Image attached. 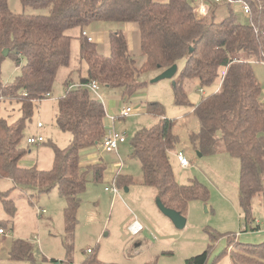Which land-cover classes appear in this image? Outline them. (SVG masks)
Returning a JSON list of instances; mask_svg holds the SVG:
<instances>
[{
    "label": "trees",
    "instance_id": "obj_1",
    "mask_svg": "<svg viewBox=\"0 0 264 264\" xmlns=\"http://www.w3.org/2000/svg\"><path fill=\"white\" fill-rule=\"evenodd\" d=\"M196 1L20 0L23 6L49 7L47 14H31L13 12L7 0H0V102L13 100L21 112V117L12 122L0 117V177L32 189L29 196L56 186L65 200L63 228L67 237H72L76 225L80 193L88 182L102 180L105 170L100 161L85 165L80 162L81 152L95 148L105 135L104 105L86 84L94 80L100 87H113L123 95H131L142 85L137 79L139 72H160L182 57L185 64L179 77L172 81L174 102H187L184 80L196 79L200 86L218 81L213 92L193 104L199 129L191 132L189 139L201 154L226 152L238 158V205L245 229L260 228L252 213L255 196L260 197L264 221V101L259 99L261 86L251 66L252 62L264 61V0H244L249 5L246 23L238 20L232 3L226 1L206 0L207 13L198 17ZM97 21L137 26L143 55L139 67L121 29L109 31L107 55L97 50L92 39L82 35L86 26ZM75 27L79 59L85 63L86 74H78L76 81L71 73L66 76L54 117L56 126L70 133V142L64 148H54L50 168L23 167L19 162L27 152L20 144L25 120L32 114L33 103L50 93L57 69L69 64L72 37L67 31ZM4 48L8 49L6 55L2 54ZM6 57L19 66L12 82L1 78V64ZM147 112L156 115L157 121L139 128L130 143L131 155L139 162L138 183L154 187L166 207L185 215L189 201L206 200L208 189L194 178L186 184L175 180L168 154L177 141L172 121L162 116L158 102L148 103ZM113 182L119 188L133 180L116 172ZM0 201L7 214L14 212L6 192H0ZM0 227L5 230L2 221ZM224 235L229 237L223 252L229 253L230 264H264V240L241 242L235 234ZM212 246L209 243L201 253L187 257L184 264H206ZM9 257L34 264L32 244L26 239H14ZM70 262L66 258L64 264ZM95 262V257L87 255L81 264Z\"/></svg>",
    "mask_w": 264,
    "mask_h": 264
},
{
    "label": "rangeland",
    "instance_id": "obj_2",
    "mask_svg": "<svg viewBox=\"0 0 264 264\" xmlns=\"http://www.w3.org/2000/svg\"><path fill=\"white\" fill-rule=\"evenodd\" d=\"M190 3L195 2L190 0ZM7 4L13 12H49V7L23 6L20 0H7ZM231 5L238 20L248 22L247 15L241 12V4L235 1ZM131 24L97 21L86 28L106 52L109 31L121 29L125 34L128 50L139 67L143 55L139 49L137 29L132 28ZM67 33L72 37L69 64L57 69L50 93L45 99L33 103L32 114L25 120L20 144L27 152L19 162L23 167L35 165L38 169L50 168L54 148H64L70 142V133L60 130L55 124L56 100L63 92L66 76L71 73L70 77L76 81L79 74L77 71L82 72L85 63L79 59L76 38L78 28H70ZM184 64V57L178 59L177 70L171 78L153 82L151 79L159 73L157 69L139 72L137 79L142 85L131 95H123L119 89L101 85L100 96H95L107 106L109 113L114 111L116 115L124 105L131 106V113L124 118L106 114L111 120L116 119V126L110 123L107 130L123 132L125 135L124 143L118 146L119 156L114 152H106L100 144L80 154L81 164L100 161L105 165V170L102 180L88 182L79 195L80 203L72 237H67L64 232L65 200L58 194L56 186L47 192L29 196L32 189L23 188L8 177H0V192L7 193L14 207V212L7 214L0 201V221L7 230L0 237V264H32L31 261L9 257L11 242L16 238L26 239L32 244L34 264H55L50 259L57 260L56 264H64L66 258L72 261L69 264H81L87 255L95 257L96 262L93 264H142L151 261H156L157 264H184L187 257L201 253L209 243L213 246L208 250L206 264H230L229 253L223 252L229 240L224 233L235 234L236 239L241 242L258 243L264 240L259 196L252 199V213L254 223H258L260 228L255 231L245 229L238 205V158L226 152L199 155L197 146L189 139V134L199 129L193 104H197L203 95L213 92L218 81L200 86L196 79L184 80L187 102L176 103L173 100L172 81L179 77ZM251 66L261 86L259 99L264 101V64L262 61H255ZM18 73L19 66L10 57H6L1 64L2 80L12 82ZM108 102H111V106L107 105ZM152 102L161 104L162 116L172 121V131L177 135L175 146L168 153L175 180L186 184L194 178L205 184L209 192L206 200L189 201L184 215L186 222L180 228L174 226L157 208L156 189L138 183L139 162L131 155L133 134L158 119L156 115L147 112V104ZM18 107L19 104L13 100L1 101L0 117L8 122L14 121L21 117ZM38 121L43 125L40 128H36ZM36 135L43 137L42 142L27 143L28 136ZM177 152H182L188 162L187 166L179 165L176 160ZM120 161L123 165L119 173L130 176L133 182L119 186L118 192L113 195L103 188L114 183L113 178ZM42 209L44 212L38 215L37 212ZM134 219H138L142 225V230L137 234L128 231V224ZM211 235H216V239L211 238ZM88 248L92 249L91 253L86 251Z\"/></svg>",
    "mask_w": 264,
    "mask_h": 264
},
{
    "label": "built area",
    "instance_id": "obj_3",
    "mask_svg": "<svg viewBox=\"0 0 264 264\" xmlns=\"http://www.w3.org/2000/svg\"><path fill=\"white\" fill-rule=\"evenodd\" d=\"M211 1L216 2V3L223 2V1L233 3L235 1H237L241 4V6H240L241 12H243L246 15H248V13H249V5L244 0H211ZM195 11H196V15L198 17L204 16L207 13L206 0H197L196 6H195ZM82 35L86 36L88 40L92 39V37L89 35V33L87 32V30L85 28L82 30ZM262 62L264 64V61H262ZM224 73H225V69H223L221 71L222 75ZM86 85L89 87V89L96 96H100L99 95L100 85L96 81L92 80L89 83H87ZM130 113H131V106L124 105L123 107H121L119 109L118 113L115 116L117 118H119V117L124 118V117L129 116ZM42 126L43 125L40 121L36 122V128H40ZM42 140H43V137L41 135L28 136L26 138V141L29 144H38V143L42 142ZM124 141H125V135L123 132H117L115 130H107V127H105V135L103 136L102 140L100 141V145H101L102 149L105 150L106 152L117 153L119 144L124 143ZM176 160L178 161V163L181 167H185L188 164V162H187L186 158L184 157V155L182 154V152L176 153ZM122 165H123V163L120 161V166H119L118 170H120ZM105 189L109 190L113 194H116L118 192V188L115 186L114 183L110 187H105ZM141 230H142V225L137 220L132 221L128 225V231L131 234H137ZM4 233H5L4 228L0 227V237ZM86 251L90 252L91 250L88 248Z\"/></svg>",
    "mask_w": 264,
    "mask_h": 264
},
{
    "label": "water",
    "instance_id": "obj_4",
    "mask_svg": "<svg viewBox=\"0 0 264 264\" xmlns=\"http://www.w3.org/2000/svg\"><path fill=\"white\" fill-rule=\"evenodd\" d=\"M8 52V49L7 48H4L2 50V54L3 55H6ZM177 70V66L176 64H172L170 65L169 67L163 69L162 71H160L153 79H151V81H157L159 79H162V78H171L174 73L176 72ZM199 155H201V153L199 152ZM124 190H127L126 187H124ZM155 203H156V206L157 208L166 216L168 217L171 222L174 224V226L180 228V227H183L185 225V222H186V218L184 215H182L180 212L172 209V208H168L166 207L162 202L161 200L159 199L158 196H156V199H155Z\"/></svg>",
    "mask_w": 264,
    "mask_h": 264
},
{
    "label": "crops",
    "instance_id": "obj_5",
    "mask_svg": "<svg viewBox=\"0 0 264 264\" xmlns=\"http://www.w3.org/2000/svg\"><path fill=\"white\" fill-rule=\"evenodd\" d=\"M127 23V22H126ZM129 23V22H128ZM129 24H131V23H129ZM134 24V23H133ZM131 26H132V28H136L137 29V26L136 27H134V25H132L131 24ZM85 29L87 30V28L85 27ZM88 32V31H87ZM137 32H138V30H137ZM89 33V32H88ZM89 35L92 37V40L96 43V45H97V50L100 52V53H102L103 55H107L108 53H109V51H110V48H109V44H108V37H107V44H108V50H107V52L105 51V50H103V45L100 47V45L98 44V39H95V37L91 34V33H89ZM138 44H139V38H138ZM86 74V72H85V69H82V72H81V70H80V72H79V76H84ZM78 79V78H77ZM76 79V80H77ZM75 81V80H74ZM217 88V87H216ZM215 88V89H216ZM63 93V92H62ZM103 103V102H102ZM104 105V104H103ZM108 106H111V102H108V104H107ZM104 109H105V115H104V118H103V124H104V126L105 127H107V125L108 124H113L114 125V127L116 126V123H115V121H116V119H114V120H111L106 114L107 113H109L108 111H107V106H105L104 105ZM110 114H113V115H115V112L113 111V113L112 112H110L109 113V115ZM92 149V148H91ZM91 149H87V150H91ZM87 150H84V151H82L81 153H85ZM116 155H118L119 156V154H118V152L116 153ZM123 163V162H122ZM122 168V167H121ZM121 168H120V170H121ZM120 170H117V172H120ZM105 187H107V186H104V188H103V190H105V191H109V190H106L105 189ZM112 193V192H111ZM113 194V193H112ZM113 195H115V194H113ZM41 212H44V210L42 209V210H39L38 212H37V214L38 215H40L41 214ZM134 220H137L140 224H141V222L138 220V219H134ZM133 220V221H134ZM132 222V221H131ZM130 222V223H131ZM129 223V224H130ZM128 224V225H129ZM5 232H7V230L5 229ZM5 234V233H4Z\"/></svg>",
    "mask_w": 264,
    "mask_h": 264
}]
</instances>
